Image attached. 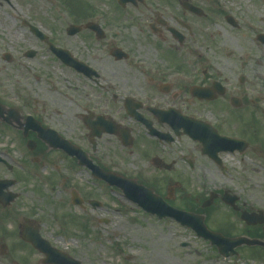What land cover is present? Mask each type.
<instances>
[{
	"label": "rangeland",
	"instance_id": "obj_1",
	"mask_svg": "<svg viewBox=\"0 0 264 264\" xmlns=\"http://www.w3.org/2000/svg\"><path fill=\"white\" fill-rule=\"evenodd\" d=\"M31 1L35 6L31 13L17 11L5 2L0 6V98L25 114L38 100L42 102L40 107L49 113L59 107V91H67L72 81L63 71L60 60L29 29L24 28L22 20L32 15L34 23L49 34L52 42L64 47L73 43L71 38H67L65 29L76 20L77 13L65 7L61 0ZM85 1L93 3L95 0ZM194 1L208 12L205 18L196 20L195 27L201 30L194 37L197 52L222 69H237L239 77H246L242 86L239 82V96L244 95L246 106L237 110L226 109V112L216 115V119L239 123L240 135L241 129L247 130L248 119L254 116L259 120L255 127L257 138L264 140L261 133L264 132V44L257 40L259 34H264V0ZM227 15L239 22V28L226 22ZM28 49H35L38 54L28 58L25 56ZM6 52L12 54L11 62L3 59ZM234 87L231 86L232 92H236ZM17 94L21 97H16ZM253 101L256 105L250 104ZM190 111L210 118L209 111L212 110L206 106H195ZM232 117L237 120H230ZM227 132L236 133L235 130ZM258 139L257 143L263 145ZM257 147L260 146L257 144ZM0 154L12 165L9 170L0 163V178L15 179L10 190L19 194L13 203L12 209L17 214L12 222L22 216L39 221L42 236L80 264H264V252L260 257H254L244 247L237 248L239 254L236 256H221L215 245L197 236L191 228L172 218L159 220L145 214L125 198L121 190L92 178L85 168H70L54 153L34 163L21 136L2 124ZM235 156L227 158L230 169L224 173L209 165L206 159H201L200 165L193 169L180 167V184L175 186L178 193L173 206L183 209L190 199L193 203L189 206H193V212L205 214L204 210L210 208L206 222L212 230L227 228L232 234L239 235L247 229H254L253 226L246 227L238 215H232L220 198L209 207L202 206L210 193L223 196L224 191L229 190L230 194L240 198L237 205L241 211L264 212L262 160L252 152ZM122 158L120 151L111 147L108 154H104V160L110 162V166H115ZM126 160L125 167L117 169L134 172L136 157L128 156ZM73 189L82 196L98 199L103 207L94 211L81 210L71 202ZM167 191L166 188L162 190L163 194ZM69 215L78 222L72 221ZM105 219L110 222L105 224L101 221ZM12 222L8 221L6 225L13 234L1 236L9 248L8 254L0 257V264H14V260L19 264H43L45 256L42 253L30 246L19 245L21 239L14 233Z\"/></svg>",
	"mask_w": 264,
	"mask_h": 264
},
{
	"label": "flooded vegetation",
	"instance_id": "obj_2",
	"mask_svg": "<svg viewBox=\"0 0 264 264\" xmlns=\"http://www.w3.org/2000/svg\"><path fill=\"white\" fill-rule=\"evenodd\" d=\"M4 2L17 11L31 13L35 8L31 0H0V6ZM61 2L77 13L76 20L65 29L67 38H71L73 43L65 44L64 48L90 69H77L66 59L61 61L63 71L72 81L68 89L71 91H59V107L49 113L46 108L40 107L42 102L38 100L25 114L17 106L0 98V103L6 108L18 110L20 119L15 126L6 122L0 124L11 127L21 136L34 163L54 153L70 168H85L96 179L90 168L80 165L76 157L64 150L53 149L43 137L42 128L37 124L39 122L43 128L54 130L60 137L81 148L93 164L135 179L155 190L172 206L178 193L175 186L180 184V167L193 169L200 165L201 159H206L209 165L224 173L230 169L227 158L248 152L258 156L264 165V140L257 138L255 127L259 125V120L256 117L248 119L247 130L240 128V135L239 123L216 119V115L226 112V109L237 110L239 104L246 106L244 95L239 96V82L242 86L246 77H239L237 69H222L197 52L194 37L201 30L196 29V20L205 18L207 10L194 0H133L125 4L120 0ZM193 7H198L201 12L197 13L199 11ZM33 18L29 15L22 20L24 28L30 29L29 24H35ZM72 25L81 29L70 35L68 28ZM230 25L239 28L237 20L235 25ZM231 86H235L236 92H232ZM16 97L21 96L17 94ZM250 104L256 105V102ZM195 106L211 109L210 118L192 113L190 110ZM27 116H30L32 125L26 132L20 124L26 123ZM195 120L207 124L205 131L206 137L211 138L210 151H204L203 143L186 133L189 121ZM230 120L236 121L237 118ZM228 130H235L236 133L228 134ZM261 133L264 134L263 131ZM50 135L54 134L50 132ZM227 138L235 142L228 143ZM239 139L245 142L241 148ZM257 139L263 145L257 143ZM230 146V149L227 148ZM110 147L119 150L123 156L115 166H110V162L104 160V154H108ZM128 156L136 157L135 171L130 173L117 169L127 163ZM164 188L168 190L166 194L162 192ZM80 196L82 205L78 207L81 210L94 211L99 208L91 203L95 198ZM238 201L240 203L237 197L235 205H227V208L232 215L236 214L242 219L243 213L248 210L241 211ZM13 205L4 207L0 204V237L13 234L6 225L17 214L12 209ZM186 207L190 209V206ZM24 217L30 216H22L20 220L12 222L17 235L20 234ZM109 222V219L106 220V223ZM251 226L254 229H247L246 235L264 241V225ZM3 239L0 238V257L8 254L9 246ZM15 239L19 241V238ZM20 243V246L33 248L23 240ZM2 244L7 245L4 251ZM244 248L254 257H260L264 252V247Z\"/></svg>",
	"mask_w": 264,
	"mask_h": 264
},
{
	"label": "water",
	"instance_id": "obj_3",
	"mask_svg": "<svg viewBox=\"0 0 264 264\" xmlns=\"http://www.w3.org/2000/svg\"><path fill=\"white\" fill-rule=\"evenodd\" d=\"M196 9L197 8H193ZM32 30L37 34L40 35L42 38H45V36L41 33V31L37 28L32 26ZM70 30V29H69ZM77 30L74 29L72 31L73 33ZM51 49L56 53L58 57H63V51L59 48H56L55 46L51 45ZM35 53L30 51L28 53L29 56H33ZM6 59H9V56H6ZM5 109L2 105H0V118L4 117ZM8 116L4 117V120L7 121L10 124H13V120L19 121L18 113L15 109H9L7 111ZM32 121L30 117L27 118L26 123L24 125L25 131L27 132L28 129L31 127ZM189 134L194 137L195 139H199L203 142L205 150H209V144L211 141L210 137H204V132L199 131L196 128H190L188 129ZM46 133V132H45ZM43 137L54 147H61L67 150L70 154L74 155L77 154L78 157L82 158L80 160L81 164H87L94 172V174L101 178L106 180L111 185H117L119 188H121L125 194L133 199L134 201L141 204L145 209L152 213H157L160 217H166V216H172L175 217L178 221H180L183 225H186L188 227L193 228L196 233L205 238L209 239L212 244H215L219 252L224 257H229L232 255L237 254L236 248L243 245H264V242L258 239H250L245 236L237 237V238H229L225 237L220 233L212 232L209 229H207L205 223H204V216L199 214H194L190 212L185 211H179L172 207H170L163 199H161L159 196L155 195L152 190L147 189L143 186L137 185L135 181L128 180L125 178H121L117 176L114 173L106 172L99 168L98 166L92 165L90 161H87L81 153L80 149H77L70 145L66 141H60L55 136H50L47 134H43ZM228 143H233L234 141L228 140ZM242 145L239 143V148H241ZM232 147V146H231ZM211 154L214 155V152H211ZM13 184L12 181L9 180H0V202L7 205L11 201H13L16 197V194L5 192L4 189L9 188ZM214 195L211 196L210 200H208L205 205H209L212 203L214 199ZM228 200L229 203L233 204L235 201V198H225ZM73 200L75 203L79 202V199L76 195V193H73ZM243 218L247 220L248 223H256L257 221H264L263 219H257L252 215H243ZM26 223L24 225V231L22 232V238L32 242L37 248H39L42 252H44L47 255V258L44 260L45 263L50 264H80L79 261L74 260L71 258L68 254H65L56 248H53L49 245V243L42 239L39 234V225L35 224L33 221L25 219Z\"/></svg>",
	"mask_w": 264,
	"mask_h": 264
}]
</instances>
